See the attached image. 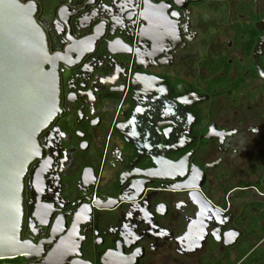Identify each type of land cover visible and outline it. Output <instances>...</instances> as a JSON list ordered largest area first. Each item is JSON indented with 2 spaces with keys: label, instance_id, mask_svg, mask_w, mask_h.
<instances>
[{
  "label": "flooded vegetation",
  "instance_id": "obj_1",
  "mask_svg": "<svg viewBox=\"0 0 264 264\" xmlns=\"http://www.w3.org/2000/svg\"><path fill=\"white\" fill-rule=\"evenodd\" d=\"M21 1L60 111L25 178L34 256L3 263L230 264L264 247L242 196L264 195V0Z\"/></svg>",
  "mask_w": 264,
  "mask_h": 264
},
{
  "label": "water",
  "instance_id": "obj_2",
  "mask_svg": "<svg viewBox=\"0 0 264 264\" xmlns=\"http://www.w3.org/2000/svg\"><path fill=\"white\" fill-rule=\"evenodd\" d=\"M36 12L33 3L0 0V260L34 256L22 237L25 178L40 133L60 111L58 68Z\"/></svg>",
  "mask_w": 264,
  "mask_h": 264
},
{
  "label": "crops",
  "instance_id": "obj_3",
  "mask_svg": "<svg viewBox=\"0 0 264 264\" xmlns=\"http://www.w3.org/2000/svg\"><path fill=\"white\" fill-rule=\"evenodd\" d=\"M246 202V214L248 215L249 232L253 235L264 233V195L250 191L242 193ZM214 197H216L214 195ZM217 198V197H216ZM261 241L256 239L246 244V249L242 252L241 257L231 256L228 258L230 264H264V247L259 245Z\"/></svg>",
  "mask_w": 264,
  "mask_h": 264
},
{
  "label": "trees",
  "instance_id": "obj_4",
  "mask_svg": "<svg viewBox=\"0 0 264 264\" xmlns=\"http://www.w3.org/2000/svg\"><path fill=\"white\" fill-rule=\"evenodd\" d=\"M13 262H19L18 260H12ZM3 262H11V260H0V264H2Z\"/></svg>",
  "mask_w": 264,
  "mask_h": 264
},
{
  "label": "rangeland",
  "instance_id": "obj_5",
  "mask_svg": "<svg viewBox=\"0 0 264 264\" xmlns=\"http://www.w3.org/2000/svg\"><path fill=\"white\" fill-rule=\"evenodd\" d=\"M2 264H5V263H2Z\"/></svg>",
  "mask_w": 264,
  "mask_h": 264
}]
</instances>
